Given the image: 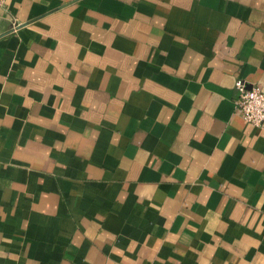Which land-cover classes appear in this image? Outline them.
I'll list each match as a JSON object with an SVG mask.
<instances>
[{
    "label": "crops",
    "instance_id": "obj_1",
    "mask_svg": "<svg viewBox=\"0 0 264 264\" xmlns=\"http://www.w3.org/2000/svg\"><path fill=\"white\" fill-rule=\"evenodd\" d=\"M237 79L264 0H5L0 264H264Z\"/></svg>",
    "mask_w": 264,
    "mask_h": 264
},
{
    "label": "built area",
    "instance_id": "obj_2",
    "mask_svg": "<svg viewBox=\"0 0 264 264\" xmlns=\"http://www.w3.org/2000/svg\"><path fill=\"white\" fill-rule=\"evenodd\" d=\"M4 2L5 0H0V6ZM234 89L236 93L235 111L246 123L264 127V88L258 84H247L245 81L237 79Z\"/></svg>",
    "mask_w": 264,
    "mask_h": 264
},
{
    "label": "water",
    "instance_id": "obj_3",
    "mask_svg": "<svg viewBox=\"0 0 264 264\" xmlns=\"http://www.w3.org/2000/svg\"><path fill=\"white\" fill-rule=\"evenodd\" d=\"M25 24H26V23H20V24L18 23L16 26H17V27H21V26H23V25H25Z\"/></svg>",
    "mask_w": 264,
    "mask_h": 264
}]
</instances>
